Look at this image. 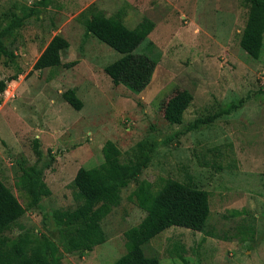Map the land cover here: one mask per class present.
Instances as JSON below:
<instances>
[{
  "label": "rangeland",
  "instance_id": "rangeland-1",
  "mask_svg": "<svg viewBox=\"0 0 264 264\" xmlns=\"http://www.w3.org/2000/svg\"><path fill=\"white\" fill-rule=\"evenodd\" d=\"M38 1L0 0V27L33 10L0 56V80L20 74L0 94V182L25 209L7 235H46L60 264H113L126 252L124 233L145 215L133 192L142 182L156 191L172 179L209 193L205 232L171 227L147 254L159 256V264H264V47L258 59L240 48L249 0ZM91 7L131 29L143 18L154 22L136 50L156 62L141 93L114 86L104 73L120 55L84 36L80 15ZM56 35L69 43L61 61L78 64L47 80L51 70L33 64ZM182 90L193 100L182 123L170 125L161 105ZM71 95L82 102L80 111L67 103ZM106 141L120 150L116 166L148 161L102 220L106 242L68 254L54 214L75 207L72 181L78 169L103 162ZM21 166L40 169L50 189L36 207L17 188Z\"/></svg>",
  "mask_w": 264,
  "mask_h": 264
},
{
  "label": "trees",
  "instance_id": "trees-1",
  "mask_svg": "<svg viewBox=\"0 0 264 264\" xmlns=\"http://www.w3.org/2000/svg\"><path fill=\"white\" fill-rule=\"evenodd\" d=\"M51 0H40L36 5L47 6ZM29 14L13 15L5 26L0 27V56H7L5 41L14 38ZM84 25V36H93L116 51L120 57L107 64L103 71L114 86H123L139 94L149 85L156 62L136 50L153 31L155 24L143 18L133 29L128 28L117 16L107 17L95 7L80 15ZM264 47V0H249L245 26L240 37V48L248 56L258 59ZM69 43L61 36H54L33 64V70H51L47 80H52L58 70H68L78 64L77 60L63 63L61 55ZM19 73L0 80V94L7 84L15 81ZM193 96L186 90L177 91L161 109L165 121L170 125L182 123L183 115ZM67 103L76 111L82 102L74 95ZM214 118L201 120L212 122ZM103 162L90 169H78L72 181L73 209L57 211L55 223L60 226L59 235L64 252L90 251L106 242L102 220L121 201V191L136 180L145 168L147 158L127 167H119L112 161L121 155L112 141H106L102 149ZM38 153V152H37ZM17 188L29 197V205L36 207L51 192L35 166H21ZM137 206L144 217L125 233L126 252L113 264H159V256L147 254L145 248L161 233L171 227H180L195 232H205L210 214L209 193L165 179L153 191L150 184L142 182L133 192ZM25 209L14 194L0 182V264H60L61 257L55 243L46 235L36 236L23 231L15 237L7 233L24 215ZM209 235V234H208ZM181 258V255H178Z\"/></svg>",
  "mask_w": 264,
  "mask_h": 264
}]
</instances>
